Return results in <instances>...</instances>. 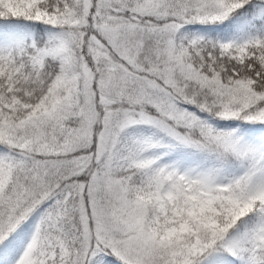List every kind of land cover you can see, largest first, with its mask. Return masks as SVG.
<instances>
[{
	"label": "rangeland",
	"instance_id": "rangeland-1",
	"mask_svg": "<svg viewBox=\"0 0 264 264\" xmlns=\"http://www.w3.org/2000/svg\"><path fill=\"white\" fill-rule=\"evenodd\" d=\"M185 4L192 8L190 20L179 8ZM89 6L90 0L54 5L56 20L83 44L88 57L78 60L72 93L67 90L38 114L23 116L49 65L36 66L17 48L4 50V45L20 42L18 35L0 40V87L14 96L1 103L12 113L0 111V138L19 165L0 190V237L25 221L16 251L4 264H60V250L42 235L36 240V205L49 198L70 210L77 223L73 264H181L207 247L198 237L202 232L190 223L255 202L251 247L242 264H264V136H244L233 120L226 129L216 128L211 117L217 111L213 104L227 114L226 107L234 109L251 91L195 72L174 48L181 37L194 53L240 62L253 56L259 35L251 29H223L214 35L201 19L226 14L215 0H95L92 15ZM149 16L172 18L153 23ZM188 80L199 83L200 97L215 94L206 103L211 114L184 100L182 87ZM140 101L159 114L138 109L134 104ZM258 114L264 117V107ZM70 115L76 119L67 122ZM166 118L226 145L242 141L250 155L247 171L226 175L198 160L186 163L183 150L208 145ZM128 165L148 169L145 181L157 202L154 226L147 222L144 203L110 174Z\"/></svg>",
	"mask_w": 264,
	"mask_h": 264
},
{
	"label": "trees",
	"instance_id": "trees-1",
	"mask_svg": "<svg viewBox=\"0 0 264 264\" xmlns=\"http://www.w3.org/2000/svg\"><path fill=\"white\" fill-rule=\"evenodd\" d=\"M60 1L0 0V40L3 41L8 35L20 37L19 43L6 44L3 46L4 50L17 48L21 50L24 57H32L33 61L32 58L31 61L36 66L49 65L39 90H36V94L29 100L23 116L35 115L53 107L65 96L67 90L72 93L70 87L77 78L78 60L80 57L87 60L88 57L83 44L73 38L65 26L56 20L58 16L54 15L53 8ZM215 1L227 10L226 14L222 18L201 19L202 25L211 27L215 31L214 35L223 29L253 30L260 37V42L252 53L254 59L251 57L249 60L227 63L215 54L207 57L204 52L194 53L185 48L181 37L174 41V48L181 61L195 72L206 74L222 85L238 82L243 89L251 91V96L245 101L240 98V103L234 109L226 107L227 114L221 112V106L213 104V108H217V111L211 114L212 108L209 109L206 103H212L211 96L215 97V94L209 92L207 99L200 97L199 83L196 80H188L182 87L183 98L187 103L199 108L202 114H211L216 128L226 129L233 120L234 129L244 136H264V117L258 114L264 107V88H262L264 87V0ZM94 4L95 0H90L88 9L90 15H92ZM179 8L184 10L187 20H190L192 8L186 4ZM149 18H152L153 23H162L172 17L164 16L156 19L149 16ZM231 70H235V74ZM259 91L262 94H258ZM13 97L12 93L0 87V111H5L8 116L12 111H8L7 108L3 110L1 103L9 102ZM202 100L204 105L199 103ZM134 105L145 112L159 114L157 109L148 102L140 101ZM71 118L76 119L75 116L70 115L67 122ZM0 119H3L1 113ZM165 120L178 131L202 140L208 145V148L195 146L183 150L186 153L184 159L186 163L198 160L218 173L226 175H240L247 171L250 155L242 141L226 145L203 137L195 128L179 124L169 118ZM18 166L17 162L11 160L10 146L0 138V190L3 191L6 188V180L15 175ZM110 174L118 178L130 196L144 203L147 222L150 226H154L152 213L156 211L157 202L153 198L151 187L145 181L146 176L149 175L148 169L128 165L123 168H114ZM63 206L51 198L36 205L35 211H38L36 240L40 235L49 239L56 249L60 250L58 252L60 264H73L75 238L72 234H75L73 230L77 227V223L73 220L70 210L66 211V207ZM256 206L255 202H246L244 205L231 207L228 211L202 217L197 224L190 223L195 232H202L203 235L198 237L207 243V247L201 253L187 255L186 261L181 264L244 263L251 247L252 223L257 212ZM24 226L25 221L20 220L0 237V264H4L15 253ZM37 263L36 260H32L27 264Z\"/></svg>",
	"mask_w": 264,
	"mask_h": 264
}]
</instances>
